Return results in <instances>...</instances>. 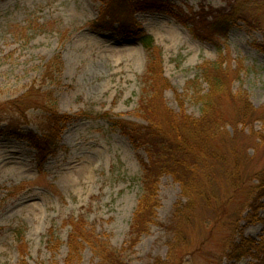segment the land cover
I'll use <instances>...</instances> for the list:
<instances>
[{"label":"rangeland","instance_id":"rangeland-1","mask_svg":"<svg viewBox=\"0 0 264 264\" xmlns=\"http://www.w3.org/2000/svg\"><path fill=\"white\" fill-rule=\"evenodd\" d=\"M243 1L256 21L237 20L224 36L213 23L237 0L134 1V18L162 49L164 76L171 83L164 98L175 113L180 99L187 114L201 115L187 87L198 80L207 92L201 67L214 63L233 75V93L244 92L254 108H264V0ZM102 5L100 0H0V103L36 83L53 89L60 111L73 116L43 163L22 136L39 132L42 111L32 108L25 122L17 120L19 133L0 122V264H19L23 257L16 230L24 231L26 264H66L69 222L81 219L128 264H253L252 256L230 260L227 254L231 240L264 237V198L249 221L252 200L245 202V191L236 187L256 184L264 168V144L255 135L247 137L263 127L258 120L239 131L227 124L226 142L215 144L222 161L213 164L216 185L202 178L207 194L189 199L181 182L163 174L155 223L134 241L131 224L144 193L149 147L134 143L113 120L148 124L140 110L148 55L117 25L107 30L91 24ZM59 54L63 65L52 78L55 84L43 83L46 64ZM235 147L241 177L232 165ZM180 203L191 205V217L171 230ZM77 264L105 263L86 246Z\"/></svg>","mask_w":264,"mask_h":264},{"label":"trees","instance_id":"trees-1","mask_svg":"<svg viewBox=\"0 0 264 264\" xmlns=\"http://www.w3.org/2000/svg\"><path fill=\"white\" fill-rule=\"evenodd\" d=\"M100 1L103 4L102 8L98 18L91 24L107 30H114V26L117 25V30L136 38L148 55L144 77L145 95L140 102V110L148 124L139 125L125 119L113 120L115 126L120 128L134 143H146L149 147V161L144 164V193L134 211L131 224V232L135 241L143 233H147L151 224L155 223L159 206L158 191L161 176L169 173L181 182L184 195L189 199L195 200L204 193L207 194L208 190L202 178L204 175L212 185H216L214 179L211 180L212 172L215 177L214 165L222 161L215 144L219 140L226 142L227 124L239 131L240 126L244 130L248 125L252 126L255 120L262 121L263 127L260 131L247 135V137L255 135L256 139H259L258 144L262 145L264 144V108H254L244 92L233 93V75L228 68L214 63L212 67H201L208 87L207 92L203 93L198 80L190 81L187 87V90L193 92L196 102L200 103L201 115L193 117L187 114L184 101L180 99V112L175 113L167 106L164 98V92L167 88H171V83L164 76L162 49L156 44L154 37L146 32L134 18L135 0ZM247 3L248 1L237 0L230 13L216 17L213 23L215 32L226 35L230 26L240 19L255 22V13L245 7ZM62 65L63 60L60 54L51 59L45 66L41 77L42 82L49 81V84H55L52 78L55 72L60 74ZM41 87L33 83L19 97L0 103V122L7 121V127L19 133L17 122L21 120L25 122L23 120H27L30 109L42 111L38 124L39 132L30 131L26 134L22 133V136L38 151L39 159L43 163L52 154L54 147H57L64 126L73 119V116L60 111L53 89L42 90ZM230 111L232 114L228 116ZM234 154L236 160L232 165L235 173L241 177L239 149L236 148ZM255 179L257 183L247 190L244 186L240 188L236 186L237 189L245 191V202L250 203L252 200L249 205L252 212L246 217L249 221H252L253 214L259 211V202L264 198V168L258 172ZM235 180L238 182L237 177ZM210 183H208V189ZM239 211L237 210L235 214H239ZM190 213H192L191 205L183 206L180 203L176 206L169 229L178 231L180 226L191 217ZM236 223H231V225L234 227ZM69 224L71 231L68 236L69 251L66 264H77L86 246L94 248L105 264H128L122 260L118 252L110 249L107 243L98 239L92 231L87 230L84 220H71ZM15 234L23 256L19 264H26L24 231L16 230ZM238 240L237 242L229 241L231 247L227 256L230 260L252 256L255 260L253 264H264V237L255 240L242 236ZM158 263L166 264L161 261Z\"/></svg>","mask_w":264,"mask_h":264}]
</instances>
